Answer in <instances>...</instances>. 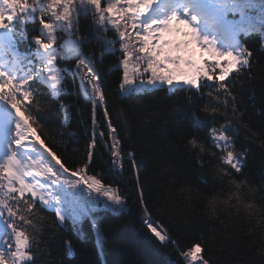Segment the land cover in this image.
Here are the masks:
<instances>
[{"label":"trees","instance_id":"16d2710c","mask_svg":"<svg viewBox=\"0 0 264 264\" xmlns=\"http://www.w3.org/2000/svg\"><path fill=\"white\" fill-rule=\"evenodd\" d=\"M37 2L53 11L51 0ZM229 3H235L238 10L226 14L244 29L238 36L253 53L250 70H242L239 77L234 73L224 81H232L235 115L231 103L225 112V105L218 104L215 93L213 98L208 97L206 88L201 94L193 89L173 95L162 86L122 95V70H115L119 57L112 54L104 55L102 67L97 64L103 77L107 117L101 107L94 109L79 83L67 74L58 98H53L46 86L37 85L39 101L33 104L37 113L34 126L43 144L70 172L88 164L87 175L99 174L97 178L105 186L118 188L127 199L123 208L108 201L97 213L99 217L93 221L86 218L79 227L69 220L59 223L53 211L37 203L29 214L33 225L26 226L29 232L35 231V264H185L180 253L196 244L201 246L200 255L208 264H264V0ZM78 5L79 0H72V6ZM43 19L55 22L45 16ZM95 19L90 13L87 18L81 14L71 38L82 41L81 52L85 55L98 58L101 44L95 39H83L93 36ZM116 19L119 21V17ZM41 27L39 21L32 23L31 29L26 25L29 38L39 35ZM104 35L109 40L117 39L111 30ZM56 36V42L70 38L60 31ZM35 48L34 43L21 44L25 53ZM76 58H61L57 64L70 67ZM228 99L231 101L232 96ZM60 104L71 106L67 119ZM213 108L218 110L213 112ZM94 112L97 123L93 147ZM191 113L199 117L198 127L187 119L186 114ZM109 122L117 129L125 154L122 172L111 170ZM226 122L231 124L234 153L243 160L239 173L220 160V150L209 139L208 129L213 123L219 128ZM193 137L202 151L188 144ZM129 152L137 168L131 166ZM222 170L229 171L231 179H225ZM141 195L153 218L179 245V252L171 245L157 252L145 241L144 237L151 234L140 220ZM214 198L215 211L209 206Z\"/></svg>","mask_w":264,"mask_h":264},{"label":"snow or ice","instance_id":"6c2138e0","mask_svg":"<svg viewBox=\"0 0 264 264\" xmlns=\"http://www.w3.org/2000/svg\"><path fill=\"white\" fill-rule=\"evenodd\" d=\"M50 6L53 12L49 21L54 23L43 19L44 8L37 0H32L31 6L29 0H0V52L11 50L13 53L12 67L0 64V222L10 230L7 239L2 241L3 247H0V264H35V231L29 232L26 227L33 225L29 214L39 202L41 206L55 207L56 216L63 222L67 217L61 206L66 201L57 193H64L65 184L73 189L82 186L79 192L68 193L74 199L85 188L88 190L89 210L95 208L98 201V197L91 196L93 192L103 195L120 208L125 206L127 199L118 188L105 186L97 178L99 174L87 175L88 164L70 172L36 135L34 125L37 113L33 104L39 101L37 85L46 86L50 95L58 98L63 92L65 74L72 71L58 67L57 61L77 57L79 63L75 75L80 79L82 92L93 103L94 109L104 108L106 117L109 113L102 90L103 77L97 67V64L103 66L106 54L115 56L119 52L115 70L122 69L123 72L122 82L119 83L122 95L130 96L162 86H167L164 90L173 95L193 89L201 94L206 88L208 97L213 98L215 93L214 99L218 104L225 105V112L231 103L233 115L236 114V99L230 87L232 81L229 84L224 81L234 73L239 77L242 70L251 68L253 53L237 39L238 32L244 29L226 18L228 11L238 10L235 3H229V0H104L103 3L102 0H79L78 6H72V0H51ZM38 11L41 13L40 34L29 39L26 25L36 19ZM89 13L96 18L93 36L83 39H95L101 44V56L98 58L85 55L81 52L82 41L71 38L78 29L79 16L83 14L87 18ZM114 16H118L123 24L113 19ZM57 30L68 33L70 38L64 44L53 47L58 39L55 35ZM110 30L118 36V40L107 39L104 34ZM22 41L29 46L35 44L31 58L18 56L15 45ZM116 44H120L119 50ZM192 45L201 52L199 65L192 58ZM204 53L208 54V59H204ZM33 59L38 61L39 66L33 63ZM25 60L27 66L22 67ZM83 69L86 71L81 74ZM213 80L216 82L207 83ZM230 96L231 101L228 99ZM70 107L60 104L66 119ZM217 110L211 109L213 112ZM186 117L194 127L199 126V117L195 113L186 114ZM96 123L94 112L93 147ZM108 128L112 139L109 150L111 170L122 172L125 154L121 141L111 122ZM208 132L211 143L220 150V160L239 173L243 160L241 155L234 153L231 124L226 122L217 128L213 123ZM33 137L39 142V148ZM188 144L193 149L203 150L195 137L189 139ZM88 155L91 160L92 153ZM127 158L133 168L138 167L131 152ZM222 173L225 179H231L229 171L222 170ZM50 186H57L56 193H50ZM236 188L239 189V184ZM141 205V223L151 234L144 237L145 241L157 252L169 245L179 252V245L167 228L153 218L142 195ZM209 206L216 210L215 198L209 201ZM201 251V246L196 244L180 254L185 258V264H208L202 259Z\"/></svg>","mask_w":264,"mask_h":264},{"label":"rangeland","instance_id":"374dc122","mask_svg":"<svg viewBox=\"0 0 264 264\" xmlns=\"http://www.w3.org/2000/svg\"><path fill=\"white\" fill-rule=\"evenodd\" d=\"M192 53H193L192 58L197 63V61L199 60V57L201 56V53L199 52V50L196 49V47L194 45H192ZM122 79H123V72H122ZM137 83H139V81H137ZM145 83H146V80H145ZM65 119H66V117H65ZM108 144H110L109 138H108ZM56 187L57 186H50V193H56ZM79 187H81V186H78L76 189L79 190ZM68 193H71V192L69 191L68 187L64 186V193L63 194L57 193V195H61L62 199L64 201H66V203H64L61 206V210L65 213V216L67 217L66 219L70 220V222L73 223L75 226H79L85 218H90L92 221L95 220L100 215L97 213L102 211L104 209V206L108 202V200H105V201H103L104 202V204H103L98 199L95 208H92L91 210H89L90 205L88 203V200H89V193L88 192L82 193V196H83L82 200H79L77 198L74 199L73 196L68 195ZM91 196L96 197L92 194H91ZM109 202L111 203V201H109ZM111 205L113 206V204H111ZM44 207H46V208H48L54 212L56 211L55 207H51V208H49L47 206H44ZM59 221H60V219H59ZM64 221L63 222L60 221V222L63 224ZM181 258L185 263V258L183 256H181Z\"/></svg>","mask_w":264,"mask_h":264},{"label":"bare ground","instance_id":"6f19581e","mask_svg":"<svg viewBox=\"0 0 264 264\" xmlns=\"http://www.w3.org/2000/svg\"><path fill=\"white\" fill-rule=\"evenodd\" d=\"M31 3H32V2H31ZM31 3H30V6H31ZM81 187H82V186H81ZM85 190H86V191H88L86 188H85ZM85 190H84V192L86 193V191H85ZM84 192H83V193H84ZM93 193H94V192H93ZM80 195H81V198H83V196H82V193H81ZM101 203H103V204H104V202H103V201H101Z\"/></svg>","mask_w":264,"mask_h":264}]
</instances>
